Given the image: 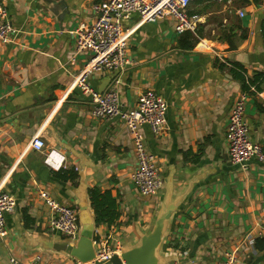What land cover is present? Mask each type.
<instances>
[{
	"label": "crops",
	"instance_id": "1",
	"mask_svg": "<svg viewBox=\"0 0 264 264\" xmlns=\"http://www.w3.org/2000/svg\"><path fill=\"white\" fill-rule=\"evenodd\" d=\"M0 1L15 29L0 42V191L17 201L0 236V264L36 256L37 264L74 263L52 249L65 237L50 228L39 193L75 208L81 229L95 224L92 188L109 191L119 212L113 224H98L94 241L130 249L169 211L161 264H224L228 255L234 264H264V250L254 246L264 237V165L230 163L226 140L231 105L245 92L248 136L264 149V83L248 91L242 83L264 74V0L241 8L236 0H198L187 11L195 26L181 34L168 17L137 24L134 16L125 21L130 63L88 77L97 92L116 79L125 109L146 90L164 98L165 129L154 136L141 128L163 182L152 197H141L130 180L136 159L124 125L91 117V96L76 85L90 55L76 51L71 33L93 21L92 5L102 0ZM185 33L194 39L189 48L179 46ZM36 134L40 151L29 147ZM60 170L74 179L57 177Z\"/></svg>",
	"mask_w": 264,
	"mask_h": 264
},
{
	"label": "built area",
	"instance_id": "2",
	"mask_svg": "<svg viewBox=\"0 0 264 264\" xmlns=\"http://www.w3.org/2000/svg\"><path fill=\"white\" fill-rule=\"evenodd\" d=\"M194 0H102L92 5L93 21L81 23L71 35L74 36L76 51H86L90 57L83 70L76 78V85L83 93L90 94L93 118L119 120L131 136L136 165L130 174L137 193L141 197L155 196L162 187V179L155 157L147 148L141 132L142 126H148L157 136L166 125L167 105L164 98L151 90L142 92L133 109H125L120 104L116 88L117 80L103 92L93 91L88 84V77L96 72H114L123 70L130 62L128 45L131 30L125 21L137 16V24L154 23L163 18L173 21V29L181 34L193 30L196 19L188 16L187 11ZM237 14L243 16L241 9ZM15 29L11 25L7 10L0 1V42L11 40ZM246 93L240 94L232 103L226 130L228 160L232 164L246 166L251 160L264 165V149L252 142L248 136L245 120ZM33 150L40 151L44 142L39 135H34L29 143ZM47 208L49 226L65 239L75 240L79 230L78 214L71 205L61 203L44 192L39 193ZM17 201L13 195L0 191V236L7 234L6 215L12 213ZM95 260L105 261L114 253H119L118 244L112 246L105 238L94 241ZM39 256L26 264H37ZM236 259L228 255L224 264H234ZM13 264H20L15 259ZM78 264V263H71ZM170 264H195L172 262Z\"/></svg>",
	"mask_w": 264,
	"mask_h": 264
},
{
	"label": "water",
	"instance_id": "3",
	"mask_svg": "<svg viewBox=\"0 0 264 264\" xmlns=\"http://www.w3.org/2000/svg\"><path fill=\"white\" fill-rule=\"evenodd\" d=\"M169 214V211L162 213L156 220L153 229L141 237L138 245L124 251L120 250L118 254L114 253L105 261L95 260L94 235L98 223L95 222L94 225L86 223L80 229L79 217V230L76 239H64V241L56 242L52 245V249L68 254L78 264H161L160 246L165 220ZM172 262L182 263L180 261Z\"/></svg>",
	"mask_w": 264,
	"mask_h": 264
},
{
	"label": "trees",
	"instance_id": "4",
	"mask_svg": "<svg viewBox=\"0 0 264 264\" xmlns=\"http://www.w3.org/2000/svg\"><path fill=\"white\" fill-rule=\"evenodd\" d=\"M196 1L198 0H194L191 4H193ZM208 1L215 2L217 0H208ZM221 1L225 2L226 0H221ZM262 2L263 0H236L237 4H235V7L241 8L242 6L249 5L251 3H253L254 5H259ZM209 5H212V3L207 4L206 7ZM190 34L185 33L184 38L180 39L179 46L181 48H189L193 45L194 39L192 38V34L191 35ZM245 37H246L245 31H243L241 33L240 38L242 39ZM188 39L189 42L187 41ZM231 71L235 74L234 69H231ZM242 83H243L244 91H248L250 89V86H254L257 90H259L260 84L264 83V74L257 73L251 79H248V81L243 79ZM55 175L64 180L69 178L72 180L75 177L74 172L67 170H60L56 172ZM89 198L94 210L95 222H97L98 224L102 223V224L111 225L119 218L117 204L115 202V199L111 197L109 191H105L104 193H102L99 189L92 188L89 190ZM254 246L258 250H264V237L256 239Z\"/></svg>",
	"mask_w": 264,
	"mask_h": 264
}]
</instances>
